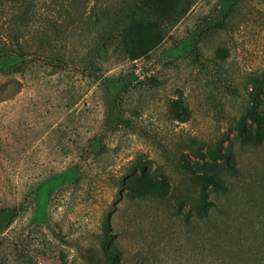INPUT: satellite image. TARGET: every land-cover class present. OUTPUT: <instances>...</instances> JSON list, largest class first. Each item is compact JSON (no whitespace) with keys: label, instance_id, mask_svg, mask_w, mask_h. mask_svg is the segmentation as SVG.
<instances>
[{"label":"rangeland","instance_id":"374dc122","mask_svg":"<svg viewBox=\"0 0 264 264\" xmlns=\"http://www.w3.org/2000/svg\"><path fill=\"white\" fill-rule=\"evenodd\" d=\"M157 3L179 22L148 58L76 29L4 61L5 264H264V0Z\"/></svg>","mask_w":264,"mask_h":264},{"label":"trees","instance_id":"16d2710c","mask_svg":"<svg viewBox=\"0 0 264 264\" xmlns=\"http://www.w3.org/2000/svg\"><path fill=\"white\" fill-rule=\"evenodd\" d=\"M2 9L8 15L3 27L6 30L0 34V77L25 73L23 61L9 68L4 61L21 59L28 50L26 47L30 48L29 42L36 43L35 54L40 52L51 62L66 59L69 38L76 29L96 33L100 40L99 51L106 60L114 56L117 61L148 58L179 22L178 17L167 14L157 0H0ZM147 32H152L153 36H146ZM137 33L145 35L140 38ZM6 85L0 84V91ZM259 118L264 122V116ZM200 154L203 155V151ZM193 176L217 184L210 173H193ZM15 216L16 213L0 209L3 245L2 231L6 222ZM5 261L6 253L0 247V264Z\"/></svg>","mask_w":264,"mask_h":264}]
</instances>
